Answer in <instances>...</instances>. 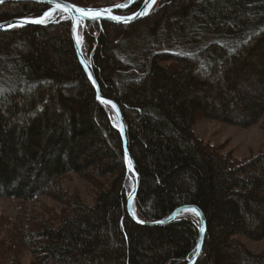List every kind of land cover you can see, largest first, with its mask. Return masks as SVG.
I'll return each mask as SVG.
<instances>
[{
	"label": "trees",
	"instance_id": "16d2710c",
	"mask_svg": "<svg viewBox=\"0 0 264 264\" xmlns=\"http://www.w3.org/2000/svg\"><path fill=\"white\" fill-rule=\"evenodd\" d=\"M101 9L130 0H67ZM144 0L121 9L130 16ZM49 6L0 4V24L42 17ZM0 31V264H186L199 220L159 227L125 211L126 171L112 109L97 100L76 56L67 18ZM82 52L102 97L124 118L140 184L135 213L161 221L197 207L206 222L194 264H264L235 236L264 239V145L237 159L200 140L199 119L247 129L264 117V0H158L129 25L85 22ZM75 174L95 189L87 206L59 180ZM47 196L61 209L27 205Z\"/></svg>",
	"mask_w": 264,
	"mask_h": 264
},
{
	"label": "water",
	"instance_id": "95a60500",
	"mask_svg": "<svg viewBox=\"0 0 264 264\" xmlns=\"http://www.w3.org/2000/svg\"><path fill=\"white\" fill-rule=\"evenodd\" d=\"M10 1L43 3V4H46L50 7L48 10V13L57 12L58 14L65 15L70 20L71 37L73 40L76 56L79 60V63L81 64V66H82V68H83V70H84V72L88 78V81L90 82V84L92 85V87L95 91L97 100L100 101L101 103H103L104 100L109 101V103H107V104L103 103V104L109 106L113 110L114 115L116 117L117 130L119 131V134L121 137L123 154H124V159L126 162V171L128 174H131L133 176V179H134V186L131 188L130 192L128 193L127 198H126V202H125V211H126L128 217L134 223H136L137 225H140V226L159 227V226H161L167 222L173 221L176 218H179L183 215L192 214L195 217H197V219L199 220V231H198V237H197V242H196V248L199 245V248L201 251L202 244L204 241V236L206 233V222H205V219L203 217V214L201 213V211L197 207L188 206V205L181 206V207L175 209L173 211V213L170 216H168L166 219L162 220V223H161V221H156V222L142 221V223L137 222L139 219L137 218L136 213H135L134 200H135V197L137 195L138 188H139L140 176H139L138 169H137V167L133 161V158L130 154V151H129L126 124H125L124 118L121 114V111H120L118 105L113 100L101 96L98 84L96 82V79H95V76H94V73L92 70V67L89 64V61L85 58L84 54L82 53V49H81L82 40H81V43L77 42L79 40H78L76 28H77V25L79 23L108 21V22H112V23H116V24L129 25V24L135 23L139 20L146 18L158 0H156L155 4L152 5L151 9H147V10L144 7V1H143L140 9L130 16H120V15L114 14L113 9H115L117 7L92 9V8L77 6V5H75L69 1H66V0H3L2 3L10 2ZM132 1L133 0H130L128 7L132 4ZM2 3H0V4H2ZM56 3H59L61 5H67L68 10H63L62 8H56L55 7ZM128 7H124V8L120 7V8L126 9ZM77 8H81V9H85V10H92L93 12L98 11L101 13V15L96 19H93L90 16L81 17L80 14L76 11ZM105 9H107L108 11H105ZM144 11H147L148 14L137 16L138 13H141ZM42 17H44V16H42ZM112 17H119L120 19L116 20V19H113ZM39 18H41V17H39ZM39 18H37V19H39ZM129 18H131V19H129ZM23 21H24L23 19H15V20H11V21H8L5 23H1L0 26H3V27L0 28V31L3 29H6L8 27L14 26V25H20V24H22ZM30 24H33V23H27V24H23V25H30ZM89 77H91V79ZM139 221H141V220H139ZM201 228H203V232H201ZM197 256H198V254H197V252H195L194 256L191 259H189L186 264H194Z\"/></svg>",
	"mask_w": 264,
	"mask_h": 264
},
{
	"label": "rangeland",
	"instance_id": "374dc122",
	"mask_svg": "<svg viewBox=\"0 0 264 264\" xmlns=\"http://www.w3.org/2000/svg\"><path fill=\"white\" fill-rule=\"evenodd\" d=\"M54 17L67 18L63 14L52 12L44 19L48 20L53 19ZM83 27L84 23L79 25L78 28V37L81 39V31ZM113 121L117 126L115 115L113 117ZM193 130L200 140L209 142L211 145L219 146L221 148V153L225 154L231 152L237 159H243L249 157L250 155H255L263 149L264 145V117L259 124L247 129L229 126L218 121L199 119L196 121ZM59 185L63 189L67 190L69 194L77 192L87 206L91 207L95 204V189L92 188L90 184L80 179L77 175L72 174L67 178L60 179ZM27 206L38 211H42L44 209H54L56 212H59L61 209L57 202L47 196H41L37 202L30 203ZM15 215V204L9 199L0 198V217L4 216L13 219ZM0 237L5 238V234ZM235 238L240 240L248 248V250L253 253H260L264 248V239L253 241L238 235L235 236ZM31 260L32 257L28 252L22 253L20 257L22 264H28Z\"/></svg>",
	"mask_w": 264,
	"mask_h": 264
},
{
	"label": "snow or ice",
	"instance_id": "6c2138e0",
	"mask_svg": "<svg viewBox=\"0 0 264 264\" xmlns=\"http://www.w3.org/2000/svg\"><path fill=\"white\" fill-rule=\"evenodd\" d=\"M3 0H0V3H2ZM156 0H144V7L145 9H151L152 8V5L155 4ZM55 7L56 8H62L63 10H68V6L67 5H61L59 3H56L55 4ZM117 7H121V8H124V7H128L127 4H122V5H117ZM76 11L80 14L81 17H84V16H90L92 17L93 19H96L98 18L101 13L100 12H93L92 10H85V9H81V8H77ZM105 11H108L107 9H105ZM147 11H144V12H141V13H138L137 16L139 15H147ZM50 13L46 12L44 14L45 17L49 16ZM113 19H116V20H119L120 18L119 17H112ZM131 19V18H129ZM46 21L44 19V17H41L39 19H33V20H29V19H25L22 24L20 25H14V27H20V26H23V24H27V23H33V24H44ZM3 26H0V28H2ZM79 43V41H77ZM91 79V77H89ZM103 103L107 104L109 103V101L107 100H104ZM138 223H142V221H137ZM162 223V221H161ZM201 232H203V228H201ZM196 252L197 254H199L200 252V248H199V245L197 246L196 248Z\"/></svg>",
	"mask_w": 264,
	"mask_h": 264
},
{
	"label": "bare ground",
	"instance_id": "6f19581e",
	"mask_svg": "<svg viewBox=\"0 0 264 264\" xmlns=\"http://www.w3.org/2000/svg\"><path fill=\"white\" fill-rule=\"evenodd\" d=\"M153 8H154V7H153ZM151 11H152V10H151ZM51 13H52V12H51ZM51 13H50V14H51ZM149 14H150V13H149ZM43 16H44V15H43ZM44 18H45V17H44ZM36 19H37V18H36ZM67 19H68V18H67ZM81 24H82V23H79V24L77 25V28H76V29H77V30H76V32H77V36H78V28H79V25H81ZM78 40H79V42L81 43V40H82V39L78 37ZM81 49H82V48H81ZM89 64H90V63H89ZM116 129H117V126H116ZM125 164H126V162H125ZM133 186H134V185H133ZM129 192H130V191H129ZM126 198H127V197H126ZM125 202H126V201H125ZM178 208H179V207H178ZM172 213H173V212H172ZM172 213H171V214H172ZM171 214H170V215H171ZM170 215H169V216H170ZM189 215L194 216V215H192V214H189ZM194 217H195V216H194ZM166 218H167V217H166ZM166 218H164V219H166ZM196 218H197V217H196ZM164 219H163V220H164ZM176 219H178V218H176ZM176 219H175V220H176ZM161 221H162V220H161ZM173 221H174V220H173ZM170 222H172V221H170ZM167 223H169V222H167ZM167 223H165V224H167ZM163 225H164V224H163ZM198 231H199V230H198ZM196 242H197V241H196ZM202 245H203V244H202ZM201 249H202V248H201ZM195 252H196V247H195ZM194 254H195V253H194ZM194 254H193V256H194ZM198 255H199V254H198ZM193 256H192V257H193ZM192 257H191V258H192ZM197 257H198V256H197ZM191 258H190V259H191ZM196 259H197V258H196Z\"/></svg>",
	"mask_w": 264,
	"mask_h": 264
}]
</instances>
